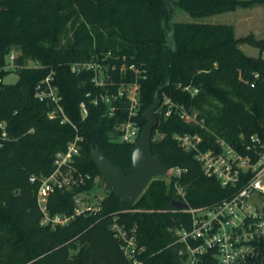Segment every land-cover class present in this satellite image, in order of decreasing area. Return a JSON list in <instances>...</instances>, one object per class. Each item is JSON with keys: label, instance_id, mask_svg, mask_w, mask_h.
<instances>
[{"label": "trees", "instance_id": "trees-1", "mask_svg": "<svg viewBox=\"0 0 264 264\" xmlns=\"http://www.w3.org/2000/svg\"><path fill=\"white\" fill-rule=\"evenodd\" d=\"M263 3L0 0V264H131L111 230L115 220L138 227L139 243L146 248L144 264H184L174 244V229L188 218L158 212L172 209L176 196L168 175L153 178L134 204L118 198L107 185L109 192L98 215L77 216L56 228L41 225L39 181L33 183L31 178L50 176L56 154L77 133L83 142L76 166L91 179L84 186L52 193L53 215H73L75 197L90 194L104 181L91 158L93 149L131 174L135 145L118 142L127 104H119L116 114L108 116V105L100 97L106 91L94 85L93 73L71 71L74 63L111 52L125 55L127 64H143L147 71L137 118L141 133L147 125L144 112L153 105L160 87H164L161 100L168 96L197 114L199 124L188 123L178 114L165 117L158 109L159 124L152 134V151L162 163L168 169L187 170L181 185L190 206H208L229 197L232 190L207 177L194 153L183 149L175 137L199 134L204 148L220 137L243 154L244 142L252 136L264 139V38L253 34L238 38L228 24L176 21L173 8L201 19ZM241 44L259 48V56L247 55ZM12 54H16L13 66L19 79L7 85L3 78L13 71L7 61ZM51 72L78 132L69 124L50 120L48 106L35 97L36 87ZM195 89L199 92L193 95ZM82 103L88 109L86 117Z\"/></svg>", "mask_w": 264, "mask_h": 264}, {"label": "built area", "instance_id": "built-area-1", "mask_svg": "<svg viewBox=\"0 0 264 264\" xmlns=\"http://www.w3.org/2000/svg\"><path fill=\"white\" fill-rule=\"evenodd\" d=\"M15 58V54L10 55L9 68L14 67ZM126 60L125 55L115 56L109 52L74 63L71 71L93 73L94 85L106 91L100 97L108 105V116L116 114L119 104H127L128 116L119 128L118 142L135 145L141 135L137 118L141 107V82L147 78V71L143 64H127ZM184 90L191 89L185 87ZM198 92L195 89L193 95ZM35 97L48 106L50 120L69 124L78 132L62 104L59 89L54 85V72L38 84ZM80 108L82 116L86 117V103H82ZM159 110L165 117L178 114L188 123L199 124L196 113L191 114L190 110L175 104L168 96L161 100ZM3 136L6 137V133ZM175 138L183 149L194 153L207 177L232 190L229 197L215 204L195 208L188 203L187 192L181 185L187 170L181 167L168 170L169 180L174 182L176 190L174 200L186 203L187 207H172L158 212L187 216L188 219H181L174 229V244L178 245L184 264H264V139L252 136L249 142H244L246 153L243 154L220 137H216L214 145L208 148H204V138L199 134L178 135ZM82 142L83 136L77 133L66 149L56 154L55 169L50 176L31 178L33 183L39 181L37 203L43 226H66L77 216H96L101 211L103 198L92 199L95 196L85 192L75 197L74 214L71 216L53 215L49 208L52 193L84 186L91 179L90 174L76 166ZM111 230L131 264H144L146 248L139 243L138 227L115 220Z\"/></svg>", "mask_w": 264, "mask_h": 264}, {"label": "water", "instance_id": "water-1", "mask_svg": "<svg viewBox=\"0 0 264 264\" xmlns=\"http://www.w3.org/2000/svg\"><path fill=\"white\" fill-rule=\"evenodd\" d=\"M163 88L160 87L156 91L153 105L144 112L147 125L132 150L130 175L110 162L98 148L91 152V158L98 167L102 179L118 198L129 204H134L138 200L153 178L168 175V167L152 151V134L159 124L156 113L160 107ZM171 206L180 209L187 207L186 203L178 200H172Z\"/></svg>", "mask_w": 264, "mask_h": 264}, {"label": "rangeland", "instance_id": "rangeland-1", "mask_svg": "<svg viewBox=\"0 0 264 264\" xmlns=\"http://www.w3.org/2000/svg\"><path fill=\"white\" fill-rule=\"evenodd\" d=\"M173 6V3H171ZM174 19L176 21L182 22H201L208 24H228L235 28L236 37H245L247 35L253 34L257 39L264 38V3L257 4L249 8H237L234 11L218 14L210 17H205L201 19L193 18L187 12L174 7ZM241 49L249 56L258 57L260 50L257 47H253L248 44H241ZM16 55V54H15ZM264 56V53L262 54ZM8 63L11 64L10 59H7ZM13 71L8 73L3 78V83L7 85L16 84L18 82L19 76L17 72L12 68ZM109 189L105 181H102L94 187L90 192L93 197L92 199L103 198Z\"/></svg>", "mask_w": 264, "mask_h": 264}]
</instances>
